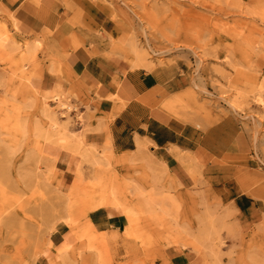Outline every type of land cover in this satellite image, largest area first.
<instances>
[{
	"label": "rangeland",
	"instance_id": "obj_1",
	"mask_svg": "<svg viewBox=\"0 0 264 264\" xmlns=\"http://www.w3.org/2000/svg\"><path fill=\"white\" fill-rule=\"evenodd\" d=\"M95 3L109 9L123 39L104 42L107 56L127 71L133 43L148 59L143 69H173L180 79L175 115L197 131L186 141L195 152L178 156L189 178L169 172L149 144L142 153L113 147L106 100L69 86L30 89L55 51L27 40L0 8V264H264V0ZM52 118L66 143L42 135L55 133ZM104 184L124 206L85 211L82 200ZM134 187L152 194L154 215L137 202ZM126 194L136 212L131 234ZM239 195L256 202L254 216L236 210ZM111 208L123 211L121 229L108 223L104 211ZM241 218L254 223L240 225ZM70 220L79 228L91 222L94 239L77 238ZM204 224L212 238L196 236ZM63 248L71 256L60 263Z\"/></svg>",
	"mask_w": 264,
	"mask_h": 264
},
{
	"label": "crops",
	"instance_id": "obj_2",
	"mask_svg": "<svg viewBox=\"0 0 264 264\" xmlns=\"http://www.w3.org/2000/svg\"><path fill=\"white\" fill-rule=\"evenodd\" d=\"M94 1L0 0V8L19 23L21 35L30 41L42 40L55 51L54 59L43 63L40 74L30 79V89L52 92L69 86L77 93L91 92L106 100L104 110L108 116H114L106 133L113 147L122 152L135 151L139 137L149 144L169 172L180 181H187L189 177L178 156L181 152H195L186 141L194 140L197 131L175 115L173 97L179 92L180 79L173 69L126 71L124 62L107 56V44L120 38V34L109 9ZM96 137V141H104L103 136ZM237 138L236 132L231 139L233 144ZM234 204L243 216L253 215L252 210L257 209L256 202L247 195L236 196ZM104 212L111 227L122 228V210L111 208ZM239 222L247 227L254 223L244 218ZM185 264L199 262L193 258Z\"/></svg>",
	"mask_w": 264,
	"mask_h": 264
},
{
	"label": "bare ground",
	"instance_id": "obj_3",
	"mask_svg": "<svg viewBox=\"0 0 264 264\" xmlns=\"http://www.w3.org/2000/svg\"><path fill=\"white\" fill-rule=\"evenodd\" d=\"M122 40H123L122 37H120L118 39L113 40V43L116 44L119 41L122 42ZM30 44H32V43H30ZM121 45H122V43H121ZM121 45L116 46V48L122 49L123 46H121ZM130 47L132 49V51H130V52H132L133 56H134L133 58L130 59V65H131L130 68L149 67L147 57L145 55L139 53L136 50V46L133 43L130 44ZM33 49H34V47L29 46V50H33ZM50 124H51V127L54 129L55 133H53V134L52 133L51 134L50 133L42 134V135H44V138H46V140H50V141H56V142L63 141L64 143H66L67 137L65 136L66 135L65 129H63L62 127L58 128L59 124L53 118L50 120ZM145 147L146 146L144 144V140L138 137L137 138V148L134 152L142 153L144 151ZM194 170H191V171L194 172ZM102 187H103L102 193H100L98 195H93L95 193L94 192V193H92V196L87 195L86 199L82 200L83 207H84L85 211L86 210L96 211L98 209L110 207V206H121V207L124 206V202L120 201L116 192H114V191L110 192L109 191V185L104 184V185H102ZM131 191H132L131 193L135 195L137 202H139V204H141L142 207H145L144 208L145 212L148 214L154 215L155 214V209H154L155 199L152 196V194L151 193H143L139 187L138 188L134 187V189L133 190L131 189ZM129 201H130V196L126 194V207H125L126 208V217L128 218V220L130 222V226L127 228L126 232L128 234H131L133 232V227L131 224L134 222L136 212H135L134 207L129 206ZM201 220L203 222L202 218H201ZM67 225L77 238L81 239V238H84L87 236L88 239H94V236H91L94 233V231H93L94 227H93L91 222L88 223L86 228H84V227L79 228V226L76 224L75 220H72V221L70 220V222H68ZM203 227L198 230V234L196 236L199 237L200 235L202 236V235H208L209 234L208 226H205V224H204ZM183 232L186 234H189V233L191 234V231H188V229L184 230ZM192 235H194L193 232H192ZM211 235L212 234H209L210 238H212ZM218 240H219V237H213L212 242L219 243ZM198 243H200V242L198 241ZM51 246L54 247L53 244ZM199 249H201L200 246H199ZM214 250L215 249L213 248L212 251L214 252ZM59 251H60L59 256H58L59 262L60 263L67 262L71 256L69 249L63 248Z\"/></svg>",
	"mask_w": 264,
	"mask_h": 264
}]
</instances>
